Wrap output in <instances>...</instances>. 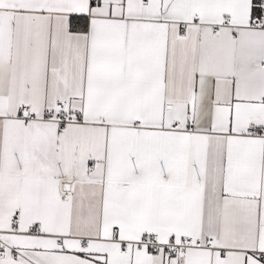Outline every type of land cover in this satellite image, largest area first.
Returning <instances> with one entry per match:
<instances>
[{
    "label": "snow or ice",
    "instance_id": "1",
    "mask_svg": "<svg viewBox=\"0 0 264 264\" xmlns=\"http://www.w3.org/2000/svg\"><path fill=\"white\" fill-rule=\"evenodd\" d=\"M0 264H264V0H0Z\"/></svg>",
    "mask_w": 264,
    "mask_h": 264
}]
</instances>
